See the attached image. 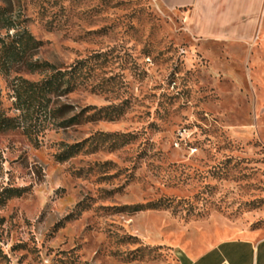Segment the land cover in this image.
<instances>
[{
    "label": "rangeland",
    "instance_id": "rangeland-1",
    "mask_svg": "<svg viewBox=\"0 0 264 264\" xmlns=\"http://www.w3.org/2000/svg\"><path fill=\"white\" fill-rule=\"evenodd\" d=\"M0 4L41 43L31 61L93 67L35 137L14 86L49 73L0 70V115L21 125L0 126V264H181L264 238V4L246 41L198 39L157 0Z\"/></svg>",
    "mask_w": 264,
    "mask_h": 264
},
{
    "label": "trees",
    "instance_id": "trees-1",
    "mask_svg": "<svg viewBox=\"0 0 264 264\" xmlns=\"http://www.w3.org/2000/svg\"><path fill=\"white\" fill-rule=\"evenodd\" d=\"M15 22L7 7L0 4V31H6V41L0 39V70L8 73L18 64H25L30 73L48 72L49 74L41 81L33 83L19 79L14 86V94L18 109L28 108V127H24L25 132L30 137H35L44 129L45 123L53 118L54 111L51 109V100L65 94L72 93L82 86L79 78L83 72L89 73L93 67L87 66V61H79L68 70L57 69L55 66L40 61H31L32 52L36 51L41 43L37 41L31 33L21 26L18 17ZM17 29L15 35H9V31ZM28 57V58H27ZM119 116L122 106L113 108ZM109 108L96 111L89 117V122L98 120H112ZM76 117L75 120H77ZM7 122L5 125L4 123ZM4 129H17L21 125L15 119H7L0 115V126ZM77 146H71L68 151L58 155L59 161H65L74 156ZM75 150V151H71ZM140 211L141 209H137Z\"/></svg>",
    "mask_w": 264,
    "mask_h": 264
},
{
    "label": "crops",
    "instance_id": "crops-1",
    "mask_svg": "<svg viewBox=\"0 0 264 264\" xmlns=\"http://www.w3.org/2000/svg\"><path fill=\"white\" fill-rule=\"evenodd\" d=\"M169 10L187 11L189 30L201 40H249L264 0H157ZM181 264H264V238H233L182 252Z\"/></svg>",
    "mask_w": 264,
    "mask_h": 264
}]
</instances>
